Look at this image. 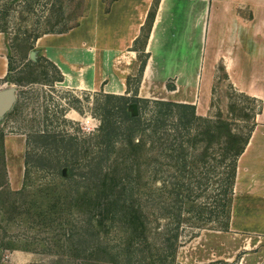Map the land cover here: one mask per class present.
<instances>
[{
    "label": "rangeland",
    "instance_id": "obj_1",
    "mask_svg": "<svg viewBox=\"0 0 264 264\" xmlns=\"http://www.w3.org/2000/svg\"><path fill=\"white\" fill-rule=\"evenodd\" d=\"M73 19V0H0L11 70L0 86L16 87L15 102L0 117V247L26 250L25 264L255 263L264 239L234 235L224 223L232 153L258 102L220 72L208 115L184 125L177 110L156 103L170 99V81L141 85L142 52L131 63L118 58L126 90L111 93L117 97L108 103L102 89L61 88L59 72L36 51L31 56L27 40ZM121 96L140 99L142 129L133 138L151 143L145 134L156 128L172 146L182 140L177 158V151L154 148L153 175L142 177L124 158L129 120ZM106 105L115 127L107 134Z\"/></svg>",
    "mask_w": 264,
    "mask_h": 264
},
{
    "label": "crops",
    "instance_id": "obj_2",
    "mask_svg": "<svg viewBox=\"0 0 264 264\" xmlns=\"http://www.w3.org/2000/svg\"><path fill=\"white\" fill-rule=\"evenodd\" d=\"M153 2L73 0L71 26L40 33L33 48L59 72L64 89L122 93L126 84L118 58L131 63L142 52L141 85L170 81V99L193 104L197 115H208L220 72L234 90L258 102L236 157L226 231L263 240L264 0H156L145 29ZM9 61L8 35L0 29V78ZM25 251L0 247V264H25ZM253 255V264H264V248Z\"/></svg>",
    "mask_w": 264,
    "mask_h": 264
},
{
    "label": "trees",
    "instance_id": "obj_3",
    "mask_svg": "<svg viewBox=\"0 0 264 264\" xmlns=\"http://www.w3.org/2000/svg\"><path fill=\"white\" fill-rule=\"evenodd\" d=\"M156 3V0H154L152 7L148 13V18L146 20V25H145V29L148 28L150 21L153 17L154 14V5ZM71 26V24L60 28V29H49V30H43V31H38L36 33L33 34V36H31L30 39H28L27 43H28V49L33 48V41L35 39L36 36H38L40 33L45 32V31H64L66 29H68ZM145 29L142 28V33H141V37L142 39L146 36V31ZM5 31V30H4ZM10 62V61H9ZM143 63L144 60L142 62V65L140 67V70H142L143 68ZM10 63H9V71L7 73V75L5 77L8 76V74L10 73ZM60 79V77H59ZM172 88V85H170ZM242 96L249 98L248 96L240 93ZM106 98H107V103L110 101L111 98L117 97L115 94H111V93H106L105 94ZM122 100L121 103V107L122 110L126 113L125 117L127 118L128 121V126H127V139H125L126 141V146L123 147V149L125 150V157L128 160H133V163L137 166L139 173H145V175H150L152 174V159L153 157L156 155H154V148L157 147L158 148V152L159 153H166V151L168 149H172L174 151H177L178 155L176 156V158L182 153L183 150V145H182V140L180 139L176 145L172 146L174 143H169L166 139H163V137H161L159 134L156 135V128H152L150 132L146 133L145 135L147 136V138H149L151 140V143H147L146 140L143 139V137H136L133 138V135L135 134V132L137 130H141L142 127L140 126V118H139V112H138V106H139V98H134V99H130L127 96H121L119 97ZM132 103H135V108L132 107ZM156 103L159 104V106H164L166 110L171 111L173 110H177L178 111V119L179 121L186 125L190 122H192L193 120H204V116H200L197 115L195 113V108L194 105L191 103H186V102H177L171 99L168 100H156ZM110 108H112L111 106L106 105V110L104 113V125L101 127L103 129H106V134L109 132L110 130H114V126L112 125L113 122L110 120V113L109 111L111 110ZM135 109V110H134ZM224 124H227V122H223ZM253 125V124H252ZM252 128V126H251ZM250 128V130H251ZM249 132L247 133V135L245 136L243 143L241 146H239L232 154V163L229 167L228 170V177H229V191L231 194V186H232V181L234 178V174H235V163H236V157L237 155L242 151L244 144L247 141V138L249 136ZM228 137H235V135L230 132V130L228 131ZM112 144V142L110 140H108V142H106V145H110ZM117 165V164H116ZM96 167H99L98 170L99 172L102 171V168L100 167V165L96 164ZM91 169H89V174L90 176H92L90 174ZM109 170H105V172L102 173V175L104 177H106V175L108 174ZM98 173V171H97ZM153 175V174H152ZM143 177V174H142ZM229 202H230V196L228 198V208L225 211L226 214V222L224 223V229H227V218L229 215ZM140 225V223H139ZM153 261V260H152ZM152 261H147L144 262L143 264H152ZM112 264L116 263V262H111ZM132 261L130 259H127L125 264H131ZM157 264H159L157 262Z\"/></svg>",
    "mask_w": 264,
    "mask_h": 264
},
{
    "label": "water",
    "instance_id": "obj_4",
    "mask_svg": "<svg viewBox=\"0 0 264 264\" xmlns=\"http://www.w3.org/2000/svg\"><path fill=\"white\" fill-rule=\"evenodd\" d=\"M35 50H30V55L33 56ZM16 100V87L14 84L0 86V117L8 111ZM135 108V103H132ZM135 110V109H134Z\"/></svg>",
    "mask_w": 264,
    "mask_h": 264
}]
</instances>
